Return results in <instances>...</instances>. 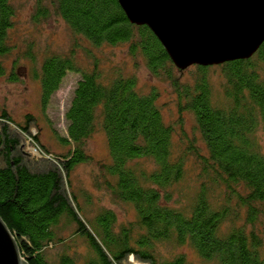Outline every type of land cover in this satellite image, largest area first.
<instances>
[{
  "label": "trees",
  "instance_id": "1",
  "mask_svg": "<svg viewBox=\"0 0 264 264\" xmlns=\"http://www.w3.org/2000/svg\"><path fill=\"white\" fill-rule=\"evenodd\" d=\"M51 14L93 50L127 44L133 59L173 90L179 118L192 114L197 135L175 145L158 92H139L135 78L104 74L99 61L83 68L73 53L43 57L30 76L40 84L43 108L68 72L79 77L63 115L65 134L53 131L66 152L42 146L32 114L21 125L0 110V218L25 263L191 264L183 255L161 259L156 251L186 245L208 264H264V237L252 230L264 215V156L256 139L264 130V41L247 60L179 70L148 27L128 21L117 0H36L33 23ZM15 17L13 0H0V59L14 48ZM36 56L29 46L24 57L35 64ZM214 68L221 69V90L212 84ZM188 70L192 83L179 78ZM97 131L105 136L107 162H92L85 152L84 142ZM83 164H95L96 187L130 207L132 220L117 225L110 210L93 221L83 215L86 204L70 185L74 168ZM194 168L195 189L185 202L176 200V187ZM63 231L70 237L62 238ZM68 238L81 243L84 256L67 253ZM56 245L64 249L49 259L46 250Z\"/></svg>",
  "mask_w": 264,
  "mask_h": 264
},
{
  "label": "rangeland",
  "instance_id": "2",
  "mask_svg": "<svg viewBox=\"0 0 264 264\" xmlns=\"http://www.w3.org/2000/svg\"><path fill=\"white\" fill-rule=\"evenodd\" d=\"M13 4L16 9V17L14 28L10 34V42L14 48L7 57L0 59L3 69V75L0 76V110L5 109L14 122L21 125L24 123L25 115L35 116L38 125L35 130L38 131L42 146L53 153L66 152V147L59 146L61 144L53 131H56L57 135L65 134L66 123L63 115L79 77L75 73L68 72L61 81L59 90L51 97L46 108H43L40 84L34 80V75V79L30 76L32 70L40 69L39 65L43 57L50 55L69 57L70 53H73L77 65L83 68L89 67L93 61H99V69L104 74L110 75L116 72V74L135 78L136 90L141 93L148 94L156 90L158 92L157 103L162 108L164 122L173 124L175 127L173 134L175 145L187 144L191 141L190 138H192V134L194 135L193 130L196 129L192 114L184 111L179 118L178 105L173 90L166 81L152 77L139 57L136 60L133 59L128 52L127 44H119L114 47L104 46L93 50L82 38L74 35L68 26L54 14L37 24L33 23L32 17L35 12L36 0H13ZM29 46L34 54L37 53L35 64L24 57ZM15 61L18 62L15 64ZM220 70V68H214L211 71L215 90H221ZM13 73L17 77L16 81L9 80ZM177 74L175 75L179 76ZM191 75L188 70L179 78L183 82L192 83L193 76ZM185 139L188 141L186 142ZM256 139L260 152L264 156V130L262 128H259ZM84 145L85 152L92 157V162H107L108 153L103 133L99 131L93 133L84 142ZM193 162V159L188 160L190 166ZM139 163L144 169L152 168L149 161L140 160ZM96 173L95 164H83L75 167L70 176V185L72 191L78 196V202L81 205L86 204L83 207V215L93 221L100 212L110 210L116 216L117 225L132 220L133 210L130 207L115 203L106 190L96 187L93 181V176ZM198 175V168L187 173L186 180L176 187L179 190L176 200L185 202L186 197L195 189V182L199 181ZM226 228L227 225L222 229L226 230ZM252 230L264 237V215L258 216ZM61 234L62 238L70 237L69 231H63ZM66 243L67 253L80 258L85 255L86 250L79 241L68 238ZM62 249H64L62 245L49 246L46 255L49 259H54ZM156 251L161 259L183 255L191 264H208L186 245L179 247L160 245ZM78 264H82V260L78 261Z\"/></svg>",
  "mask_w": 264,
  "mask_h": 264
},
{
  "label": "water",
  "instance_id": "3",
  "mask_svg": "<svg viewBox=\"0 0 264 264\" xmlns=\"http://www.w3.org/2000/svg\"><path fill=\"white\" fill-rule=\"evenodd\" d=\"M128 21L146 26L173 65L247 60L264 41V0H117ZM0 264H26L0 218Z\"/></svg>",
  "mask_w": 264,
  "mask_h": 264
}]
</instances>
